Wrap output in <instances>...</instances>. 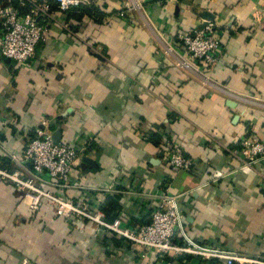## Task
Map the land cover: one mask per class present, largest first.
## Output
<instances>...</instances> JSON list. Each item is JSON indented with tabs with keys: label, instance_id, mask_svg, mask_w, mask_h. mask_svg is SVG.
Returning a JSON list of instances; mask_svg holds the SVG:
<instances>
[{
	"label": "crops",
	"instance_id": "1",
	"mask_svg": "<svg viewBox=\"0 0 264 264\" xmlns=\"http://www.w3.org/2000/svg\"><path fill=\"white\" fill-rule=\"evenodd\" d=\"M90 3L106 15L101 22L55 11L30 61L0 56V169L28 171L24 150L46 121L78 160L67 188L44 190L129 230L150 222L169 194L189 240L264 259V156L246 160L237 146L242 138L264 146V0ZM205 12L221 42L211 67L179 41ZM176 147L191 170L167 164ZM52 205L31 209L24 192L0 180V264H188L83 217H58Z\"/></svg>",
	"mask_w": 264,
	"mask_h": 264
},
{
	"label": "built area",
	"instance_id": "2",
	"mask_svg": "<svg viewBox=\"0 0 264 264\" xmlns=\"http://www.w3.org/2000/svg\"><path fill=\"white\" fill-rule=\"evenodd\" d=\"M89 2L90 0H53L55 10L60 13ZM18 7H27V11L20 14L16 8L0 6V56L17 65H24L34 57L36 47L47 39V22L53 20V7L47 0H18ZM137 9H141L140 5L127 6L118 12V16L127 18ZM179 41L191 60L204 67L216 64L221 42L219 29L213 22L205 21L201 26L181 35ZM48 126V122L43 121L41 128L28 140L24 150V159L29 165L27 172L0 169V180L10 182L17 190L24 192L31 209L40 206L41 201L46 199L53 204L56 216L65 219L83 217L127 240L132 246L156 254H189L216 259L225 264H264L262 258L228 254L189 240L183 230V219L175 196H161L160 204L152 213L150 222L138 229L129 230L121 226L119 219L110 223L98 220L74 201L54 196L50 191L44 190L42 185L67 188L71 169L78 160L76 148L67 143H55L47 132ZM238 144L241 158L251 161L264 155V146L259 142L242 138ZM11 158L16 161L15 157ZM167 164L172 169L183 171H189L193 166V162L184 157L177 147L168 154ZM245 165L249 166V163ZM175 235L182 239L183 245L172 242Z\"/></svg>",
	"mask_w": 264,
	"mask_h": 264
},
{
	"label": "trees",
	"instance_id": "3",
	"mask_svg": "<svg viewBox=\"0 0 264 264\" xmlns=\"http://www.w3.org/2000/svg\"><path fill=\"white\" fill-rule=\"evenodd\" d=\"M48 2H50L52 4L53 7V13L56 11L55 10V5L53 4V0H47ZM0 6L1 7H7L10 6L12 8H16L20 14H24L27 11V7H18V0H0ZM67 14L73 16V17H77V18H82L83 16H88V17H92L93 19H95L97 22H101L103 20V18L106 16L103 12H101L99 9L95 8L94 6L91 5V3L89 2L88 4H81L80 6H78L77 8H71L69 11H67ZM159 137L155 134H148V137L146 138L148 141L152 142L155 145H158V139ZM239 142V141H238ZM237 142V146L239 147V144ZM233 148V147H231ZM149 221L146 222V224ZM113 239V238H112ZM114 240V239H113ZM115 243L117 244V240H114ZM173 243H178L180 245H183L184 243L182 242V239L175 235L172 239ZM169 256V255H168ZM171 256H169L168 258H170ZM176 258H178V261L180 263L186 262L188 264H191V261L193 259H198L200 261V263H203L206 260H203V258L199 257V256H193V255H189V254H180V256H177ZM208 264H215L216 261L213 259L207 260Z\"/></svg>",
	"mask_w": 264,
	"mask_h": 264
},
{
	"label": "water",
	"instance_id": "4",
	"mask_svg": "<svg viewBox=\"0 0 264 264\" xmlns=\"http://www.w3.org/2000/svg\"><path fill=\"white\" fill-rule=\"evenodd\" d=\"M202 18L206 21H211L213 22V15L205 12L203 15H202ZM9 60V59H8ZM11 61V60H9ZM51 130H52V135H51V138L52 140L55 142V143H59L60 141V131L58 129H56V126L55 125H51Z\"/></svg>",
	"mask_w": 264,
	"mask_h": 264
},
{
	"label": "rangeland",
	"instance_id": "5",
	"mask_svg": "<svg viewBox=\"0 0 264 264\" xmlns=\"http://www.w3.org/2000/svg\"><path fill=\"white\" fill-rule=\"evenodd\" d=\"M264 155H262V156H260V157H263ZM259 157V158H260ZM264 179V178H263ZM261 185H262V187L264 188V180L263 181H261ZM177 256H180V254H172L171 255V257H174V258H176Z\"/></svg>",
	"mask_w": 264,
	"mask_h": 264
}]
</instances>
